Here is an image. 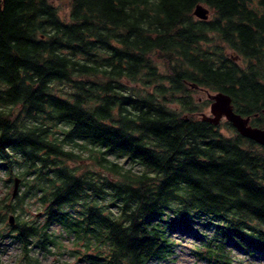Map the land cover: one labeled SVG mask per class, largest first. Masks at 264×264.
Returning a JSON list of instances; mask_svg holds the SVG:
<instances>
[{"label": "trees", "instance_id": "trees-1", "mask_svg": "<svg viewBox=\"0 0 264 264\" xmlns=\"http://www.w3.org/2000/svg\"><path fill=\"white\" fill-rule=\"evenodd\" d=\"M198 90L264 128V0H0V170L26 187L4 239L48 251L61 226L90 264H149L197 229L206 264L264 254V147L203 121ZM36 197L43 225L22 219Z\"/></svg>", "mask_w": 264, "mask_h": 264}, {"label": "rangeland", "instance_id": "rangeland-1", "mask_svg": "<svg viewBox=\"0 0 264 264\" xmlns=\"http://www.w3.org/2000/svg\"><path fill=\"white\" fill-rule=\"evenodd\" d=\"M55 5L58 7L60 15L64 20L69 18L70 14V4L68 1L56 2ZM212 14H210V18ZM211 94L209 91L198 90L193 94V97L197 103L201 106V113L210 115V103L207 104L208 96ZM178 106H175L177 108ZM226 121L223 120L222 123ZM223 133L227 136H231L227 128L222 129ZM70 149L80 156L82 160L86 159L89 155V152L86 149L71 146ZM125 161V160H121ZM86 162L71 163L73 167H78V170H81L82 167H86ZM127 164V163H126ZM129 165V164H128ZM19 168L14 169L13 174H16V177L13 179H19L20 182L17 185V195L22 194L26 191V187L21 185L23 179L18 176ZM11 176H8L6 171L0 170V200H4L8 197L9 194H14L15 186L13 183L9 182ZM31 177L27 179L26 182L30 183ZM39 197L33 198L27 202L25 205V214L22 216V219L28 222H34L38 225L45 224V218L42 216V210L38 203ZM7 203L11 204V200H7ZM40 209V210H39ZM82 209L80 206L75 207L74 214L80 217L78 211ZM16 214H9L6 223L10 221V218H13V224H15ZM197 229H194V232L189 233H179L173 231L169 234L170 238L176 244L173 254L161 260L151 261L149 264H206L204 260L198 259L195 255L194 250L199 247L201 244L199 239H195L192 234L196 233ZM51 231L58 236L56 246L49 247L48 251H45L35 242L28 247V252L22 247L21 243L13 238L4 239V235H7V232H4V223L0 224V264H27L28 257L32 260L34 264H90L87 259L83 258V253L85 246L81 242H78V239L74 234L69 233L66 229L61 226H54L51 228ZM201 235H208L209 238H212V229H200L198 230ZM2 233V235H1ZM198 234V235H199ZM232 246V244H231ZM230 246V248H231ZM233 262L232 264H264V254L254 253L251 256H245L242 251L233 249Z\"/></svg>", "mask_w": 264, "mask_h": 264}, {"label": "water", "instance_id": "water-1", "mask_svg": "<svg viewBox=\"0 0 264 264\" xmlns=\"http://www.w3.org/2000/svg\"><path fill=\"white\" fill-rule=\"evenodd\" d=\"M209 14V9L202 4L197 5L194 11V16L202 21H207L209 19ZM209 99L212 101L210 106L212 117L203 114L201 116L203 121L219 125L223 119H227V122L237 130L240 136L264 147V128L253 127L250 124L251 117H243L237 114L234 111L232 98L229 95L217 93L215 95H210ZM19 182V179L15 180L14 195L17 192L16 190ZM10 223L13 224V218H10Z\"/></svg>", "mask_w": 264, "mask_h": 264}]
</instances>
